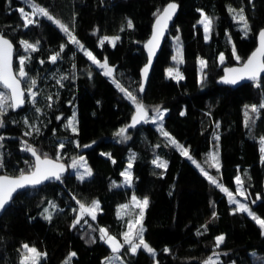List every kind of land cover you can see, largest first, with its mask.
I'll return each mask as SVG.
<instances>
[{
	"label": "trees",
	"instance_id": "trees-1",
	"mask_svg": "<svg viewBox=\"0 0 264 264\" xmlns=\"http://www.w3.org/2000/svg\"><path fill=\"white\" fill-rule=\"evenodd\" d=\"M167 1L33 0L69 25L73 35L101 63L106 58L115 69V78L143 102L149 113L156 107L167 110L161 125L146 122L129 128L130 138L124 140L116 133L128 123L135 105L112 78L104 76L103 70L53 22L37 17L38 25L25 28L18 11L22 7L31 11L25 0H0V33L14 43L15 71L19 58L29 57L25 71L37 80L35 91L39 92L35 106L26 99L23 108L9 110L4 117L5 127L0 128V135L5 137L4 168L0 173L16 175L33 163L28 152L22 151V141L40 154L59 155L68 166L73 156L84 153L92 169L91 177L83 182L69 171L61 181L25 188L14 195L0 215V264H19L23 244L47 253L40 264H63L71 252L76 253L71 264H104L111 249L99 239V229L105 226L109 233L121 236L129 216L117 214L118 204L132 194L146 196L149 201L143 235L156 255L152 257L142 248L132 255L125 246L119 253V264H202L213 251L219 253V264H264V230L247 213L237 211L228 194L210 183L196 166L199 164L231 193L236 190V176L240 177L245 201L264 219V156L260 151L264 109L258 118L249 111L254 125L250 121V127L245 126L246 108L264 104V76L260 87L253 81L236 87L216 83L223 65L243 61L254 48L256 32L264 27V0H176L178 14L140 94L139 69L146 61L142 45L155 14ZM229 6L244 8L251 29L247 36L241 31L242 24L232 19ZM201 12L213 20L207 41L199 23ZM128 20L132 28L127 27ZM108 34L120 37L115 47L107 41L100 45ZM172 35L182 44L179 71L184 78L179 82L166 73L171 63ZM22 39L39 41L38 51L24 52L19 43ZM62 44L63 53L51 63L50 57ZM233 45L240 61L233 56ZM220 54L225 57L223 63L218 61ZM201 59L207 61L203 69ZM62 75L68 77L62 81L63 87L56 82ZM48 96L52 97L51 107L47 106ZM36 107L42 112L37 113ZM74 111L78 134L64 127ZM24 119L39 127V134L24 136L28 130ZM161 127L188 149L195 164L162 135ZM77 142L80 146L94 145L79 152ZM60 143H64L62 150ZM216 152L219 170L209 159ZM131 157L132 184L128 186L122 184L121 173ZM154 159L165 161L167 168H157ZM96 198L100 202L96 219L83 217L72 227L77 201L88 204ZM45 209L53 214L50 222L44 218ZM213 213L216 218L207 222ZM220 235L225 240L216 248L215 238Z\"/></svg>",
	"mask_w": 264,
	"mask_h": 264
},
{
	"label": "snow or ice",
	"instance_id": "snow-or-ice-1",
	"mask_svg": "<svg viewBox=\"0 0 264 264\" xmlns=\"http://www.w3.org/2000/svg\"><path fill=\"white\" fill-rule=\"evenodd\" d=\"M25 3L31 9L30 12H26L23 7L18 9L23 19V26L25 28H27L29 25H38L39 21L37 17H44L48 21L53 22L64 34L67 35L68 40L73 45L78 46L79 49L84 52V55L88 58V60H90L93 64L97 65L100 69L103 70L104 76L112 78L113 83L119 89V91L122 92L124 96L127 99L131 100V102L135 105V114L132 117L131 124L127 125L124 128H121L116 133L118 137H122L124 140H127L130 138L129 136H127L128 128L135 127L141 122L158 123L159 121L163 120L167 110H164L161 107H156L153 109V111L155 112V117L150 118L148 114L149 110L143 104V102L138 99L136 95H134L132 92L128 91L123 85H121L119 81L115 78V69L108 65L107 59L105 58L103 63H101L91 51L86 50L84 46L80 43V41L73 35V31L70 30L69 25L63 23L59 19H56L46 8L40 6L37 3H34L33 0H25ZM177 7L178 5L174 2L168 3L167 6L162 9V11H159L155 14L157 17L155 21V30L151 40H149L148 43L145 45L149 53L148 65H146L143 69V76L145 81L147 80V75L151 64V57L155 54V48L158 47L159 40L162 37L164 31L167 29L168 22L175 15ZM228 11L232 15L233 20L243 25L241 31L244 33L245 36H247L251 29L248 18L244 13V8L241 7L239 10H237L229 6ZM201 15L203 18L199 21V23L203 25L205 33L204 38L207 41L208 39H210L213 20L204 13H201ZM127 27H133L131 20H128ZM121 31H123V29H121ZM258 35L259 46L255 49V51L252 52V54L247 58V60L241 65V67L228 68L226 70L227 74L223 78V83L237 84L242 80H249L255 82L257 87H260L259 78L261 73H264V29L260 30ZM119 40V36H104L99 41V43L102 46L107 41L113 47H115L116 42ZM19 43L23 47L24 52H35L39 49V41H36L35 43H30L22 39L19 41ZM64 48L65 45L62 44L60 46V51L50 57L51 63L57 62V59L61 56V53H63ZM13 50V44L10 42V40L7 39L4 35L0 34V128L5 127L4 117L7 115L9 110L14 111L24 106L26 102V93L28 100L33 104V106H35L36 97L39 95V92L34 90L37 85V80L35 78L29 77L28 73L25 71V62L29 59V57L21 56L19 58V70L18 72L14 73L12 65ZM233 56L237 61H240L241 57L236 54L235 45H233ZM173 59L177 60V63L183 62L182 53L179 48L177 50V56L173 57ZM224 59V55L220 54L219 60L221 63L224 62ZM41 63H44V61H41ZM200 65L203 69L207 66V61L201 59ZM168 76L169 78L174 79L177 82L184 78L178 68H169ZM203 78L204 77L202 74V82ZM66 79H68V77L62 75L59 77V79H57L56 82L61 87H63L62 81ZM22 84H26V87H22ZM143 91L144 88L143 86H141L139 88V92L142 93ZM46 99L49 101V104L47 106L51 107L52 97L48 96L46 97ZM260 109H264V104H261L259 108L255 105L251 106L250 109L246 108V127H250V121L254 125V120L248 115V112L251 111L252 113L257 114L256 118H258ZM35 111L37 113L42 112L39 107H36ZM181 114L183 115L184 113ZM57 119H60V117H57ZM13 122L15 123V121ZM23 123L28 129L23 133L24 136H31L33 132L39 134V127L30 124L27 119H24ZM76 123V115L75 113H73L72 117L67 120L64 127L65 129H70L72 133L78 134V128L76 126ZM217 127H219L218 124ZM160 131L162 135L180 151L181 155L187 157L194 164L196 163V161L193 160L192 156L189 155V151L187 148L179 144L173 137L170 136L167 131H164L163 127H161ZM216 139H219V137L217 136ZM4 140L5 137L3 135H0V169L4 168V153L2 151V149L4 148ZM260 143L262 145L260 151L262 154H264V137L261 138ZM76 146H80L78 142L76 143ZM85 147H88V145H85ZM58 148L62 150L64 148V143H60L58 145ZM22 151L30 153L31 156L34 158V162L29 165L27 171L20 170L19 175L17 176L0 175V212L4 211L6 205L10 204V202L13 200L14 193H16L19 189H24L26 187H36L37 185H41L48 180H62V173L65 171V166L59 163V155L55 159H52L47 155V153L40 154L38 153L37 149L31 144H29L27 141H22ZM109 158H111L110 154ZM132 159H134V157L130 158L128 170L121 173V175L125 178V183L128 186H131L132 184V174L130 171L132 168ZM209 159L213 161V164L211 166L216 167L217 170H219L218 154H211ZM25 163L28 164L29 162L25 161ZM153 164L157 168H167V163L160 159H154ZM196 166L200 168L201 172L207 177L210 183L216 185L218 188L221 189V191H224L228 194L230 203L238 206L236 209L237 211L247 213L252 218V220H254L256 224H258L259 227L264 230V219H261L259 216L255 215L247 205L240 203L237 199H235L231 192H228V190L224 188L221 184H219L215 178L208 175V173L199 164H196ZM77 167H83L84 169L83 173H80L78 175V179L81 182H83L87 177H91L92 171L86 166V162H84L83 157H80L78 160L75 158L73 159L72 168L76 169ZM236 180L240 195L245 196V198L247 199V196L245 195V190L242 187L243 182L241 181L240 177H237ZM114 186L119 187V185ZM257 199H259V197H257ZM77 203L79 204V217L74 220L72 227H75L77 224H80L81 219H83L85 215L90 216L92 220L96 219V214L100 210L99 201H92L90 204H85L80 201H77ZM253 203H255V201H253ZM148 204L149 201L146 197L143 199H138L137 197L133 196L131 206L139 209L138 213L129 212V204L121 205V218H123L125 214H128L132 217L129 221L126 222V231L122 234V242L118 240L116 236L110 235L107 229H99V239L108 244L113 254H119L121 250L125 246H127L128 250L131 252L132 255H136L137 251L142 248L152 257H155V250L150 247L148 243H146L143 235L145 231V228L143 227V218ZM53 207H55V205H53ZM52 215L53 214L48 209H45L44 218L47 219L49 222L52 220ZM215 218V213H213V219ZM85 223H87V221H85ZM203 227L206 231L207 225H204ZM201 234L202 233L200 232L197 233V235ZM224 240L225 237L223 235L217 236L215 238L216 248H219L220 245L224 243ZM91 242L94 243L95 240L93 239ZM165 251L168 250L165 249ZM46 256L47 253H41L36 247H30L28 244H23L19 264H40L41 259L46 258ZM75 256L76 253L71 252L68 257L64 260L63 264H71L72 258ZM218 256L219 253L214 252L213 256H210L207 260L203 262V264H219V261L214 258ZM119 259V255H115L109 258V260L105 261V264H111L112 260Z\"/></svg>",
	"mask_w": 264,
	"mask_h": 264
},
{
	"label": "water",
	"instance_id": "water-1",
	"mask_svg": "<svg viewBox=\"0 0 264 264\" xmlns=\"http://www.w3.org/2000/svg\"><path fill=\"white\" fill-rule=\"evenodd\" d=\"M172 2L176 3V4L178 5V7H177V10H176L175 15H174V16L172 17V19L168 22V27H167V29L164 31L162 37L160 38V40H159V44H158V47L155 48V54L151 57V64H150V67H149V71H148V75H147V80H146V81L144 80L143 69L145 68L146 65H148V62H149V53H148V49L145 47V45L148 43L149 40H151V38H152V36H153L154 30H155V21H156V18H157L156 15H155V17H154L153 20H152L151 28H150V33H149V35L147 36V38H146V39L144 40V42H143L142 47H143V51H144V53H145V55H146V61L144 62V64H143V65L140 67V69H139L140 83H139V85H138V91H139V88H140L141 86H143L144 91H145V88H146V86H147L148 78H149V75H150V72H151V69H152L153 63H154V61H155V59H156V56H157V54L159 53V51H160V49H161V47H162V45H163V43H164L165 38L167 37V35H168V33H169V29H170V27H171L173 21L175 20L176 15L178 14V11H179V3H178V1H176V0H169V1H167V2L162 6V8H161L159 11H162V9L165 8V7L167 6L168 3H172ZM159 11H158V12H159ZM262 29H264V27L260 28V29L256 32V44H255L254 48L249 52V54L246 56V58H245L243 61H241V62H239V63L225 64V65L222 66L221 74L216 78V83H217V84H225V83H223L222 81H223L224 76L227 74V73H226V70H227L228 68H239V67H241V65L247 60V58L252 54V52L255 51V49L259 46V35H258V34H259V31L262 30ZM0 34H1V33H0ZM2 35H3V34H2ZM4 36H5V35H4ZM5 37H6L7 39H9L7 36H5ZM9 40H10V39H9ZM10 42L13 44V48H14V50H13V57H12V65H13V71H14V73H15V72H16V71H15V68H14V52H15V46H14V43H13L11 40H10ZM262 76H264V73H261L260 78H261ZM260 78H259V80H260ZM244 82H249V80H242V81H240V82L237 83V84H225V85H229V86H232V87H236L237 85H239V84H241V83H244ZM22 87H24L23 84H22ZM144 91H143L142 93H144ZM139 93L142 94L141 92H139ZM25 96H26V94H25ZM25 104H26V102H25ZM25 104H24V106H25ZM24 106H23V107H24ZM23 107H21V108H23ZM21 108H19V109H21ZM19 109H16V110H19ZM16 110H14V111H16ZM134 114H135V109H134V111H133V113H132V115H131V117H130L128 123L125 125V127H126L127 125L131 124V122H132V117H133ZM145 123H146V122H141V123L137 124L136 126L143 125V124H145ZM136 126H135V127H136ZM131 128H133V127H131ZM128 129H129V128H128ZM85 145H88V147H85ZM92 145H94V142L86 143V144L80 146V147H79V152H82V151L86 150L87 148L91 147ZM28 154H29V156L32 158V160H33V162H34V158L31 156L30 153H28ZM49 157L52 158V159H55L54 157H51V156H49ZM59 163H61V164H63V165L65 166V171L62 173V177H63V176H65V175L69 172V166H68V164H67L65 161L60 160V159H59ZM0 175L17 176V175H19V174H16V175H10V174H7V173H0ZM49 181H55V180H48V181H45L44 183L49 182ZM44 183H43V184H44ZM41 185H42V184H41ZM38 186H40V185H37L36 187H38ZM26 188H33V187H26ZM24 189H25V188H24ZM20 190H22V189H19L18 191H20ZM18 191H17V192H18ZM17 192H16V193H17ZM16 193H14V195H15ZM14 195H13V197H14ZM10 203H11V202H10ZM7 206H8V205H6V207H7ZM6 207H5V208H6ZM2 213H3V211L0 212V215H1Z\"/></svg>",
	"mask_w": 264,
	"mask_h": 264
},
{
	"label": "rangeland",
	"instance_id": "rangeland-1",
	"mask_svg": "<svg viewBox=\"0 0 264 264\" xmlns=\"http://www.w3.org/2000/svg\"><path fill=\"white\" fill-rule=\"evenodd\" d=\"M201 13H204V12H201ZM205 14V13H204ZM203 17H202V15L200 16V19H199V21L202 19ZM243 26V25H242ZM202 27H203V25H202ZM203 31H204V29H203ZM104 36H108V37H113L114 35L113 34H108V35H104ZM103 36V37H104ZM204 36H205V33H204ZM102 37V38H103ZM171 45H172V55H171V63L166 67V73L168 74V69L169 68H178V70H179V67H180V64L181 63H177V60H174L173 59V57H176L177 56V50H178V48L181 50V53H182V44H181V41L179 40V38L176 36V35H172L171 36ZM178 38V39H177ZM220 56V55H219ZM219 56H218V61H219V63H221L220 62V60H219ZM179 59V58H178ZM19 64V63H18ZM199 65H200V62H199ZM18 70H19V67H18V69L16 70V72H18ZM30 77V76H29ZM24 85V87H26V85L25 84H23ZM35 90V89H34ZM26 99H28L27 98V93H26ZM162 109H164V110H166L165 108H162ZM74 113H75V111H74ZM149 114V117L151 118V117H155V112L153 111V112H151V113H148ZM72 116H70V117H68V118H66V122H67V120L68 119H70ZM158 125H161L162 124V121H159L158 123H157ZM76 126H77V123H76ZM164 131H166V130H164ZM262 147V145H261V143H260V148ZM186 148V147H185ZM217 153V152H216ZM190 155V154H189ZM262 156H264V154H262ZM80 157H83V160H84V162H86V166L88 167V168H90L91 169V167H90V165H89V163H88V161H87V159H86V157H85V155H84V153H80V154H78V155H76V156H73L72 158H71V160L69 161V171L70 172H73V173H75V175L78 177V175L80 174V173H83V167H77L76 169H73L72 168V164H73V159L75 158V159H79ZM193 158V157H192ZM193 160H194V158H193ZM128 164H129V162L126 164V166L124 167V169H123V172H125V171H127L128 170ZM91 171H92V169H91ZM131 171V170H130ZM238 176H236V178H237ZM237 182V181H236ZM122 184L123 185H127L126 183H125V178L123 177V180H122ZM233 194V196L235 197V199H237L240 203H243V204H245V205H247L248 207H249V205H248V202H246L245 200H246V198H245V196H242V195H240V193H239V191H238V185H236V190H235V192L234 193H232ZM133 196H135V197H137L138 199H143V198H145L146 196H138V195H135V194H132V195H129V196H127L126 198L125 197H123V199H121V201L119 202V204H118V212H117V214H120L119 212H120V208H121V205H124V204H129L130 205V209L128 210L129 212H135V213H138L139 212V209H137V208H134V207H132L131 205H132V197ZM147 198V197H146ZM93 201H99L97 198L96 199H94ZM85 204H87V203H85ZM88 204H90V203H88ZM99 205H100V202H99ZM238 207V206H237ZM249 209H250V207H249ZM251 210V209H250ZM252 211V210H251ZM253 212V211H252ZM254 213V212H253ZM255 214V213H254ZM128 215V214H127ZM256 215V214H255ZM87 216L88 215H85L84 216V218H87ZM96 216H97V214H96ZM119 216V215H118ZM129 216V219L127 220V221H129L132 217L130 216V215H128ZM258 216V215H257ZM79 217V206H78V208H77V213H76V216H75V219L76 218H78ZM88 217H90V216H88ZM260 217V216H259ZM261 219H263L262 217H260ZM74 219V220H75ZM213 220V216H211V217H209L208 219H207V222L208 221H212ZM100 228H105L106 229V227L105 226H101ZM126 231V229L122 232V234L124 233ZM109 233V232H108ZM110 235H114V236H116L117 237V239L118 240H120L121 242H122V240H123V235L121 234V236H117V235H115V234H112V233H109ZM99 236H100V232H99ZM30 247H32V245H29ZM38 251H40V250H38ZM41 253H44L43 251H40ZM214 252H217V251H213L207 258H205V259H203L202 261H201V263L203 264V262L205 261V260H207L210 256H213V253ZM218 253V252H217ZM115 255H119V254H113L112 252L110 253V255H108L106 258H105V260H104V264H105V261H107V260H109V258H111V257H113V256H115ZM120 257V256H119ZM215 259H219V256L218 257H214ZM21 259V253H20V257H19V260ZM119 261L122 263V260H120L119 259ZM119 261L118 260H112L111 262H114V264H119Z\"/></svg>",
	"mask_w": 264,
	"mask_h": 264
},
{
	"label": "crops",
	"instance_id": "crops-1",
	"mask_svg": "<svg viewBox=\"0 0 264 264\" xmlns=\"http://www.w3.org/2000/svg\"><path fill=\"white\" fill-rule=\"evenodd\" d=\"M235 180H236V178H235ZM237 206V205H236Z\"/></svg>",
	"mask_w": 264,
	"mask_h": 264
}]
</instances>
